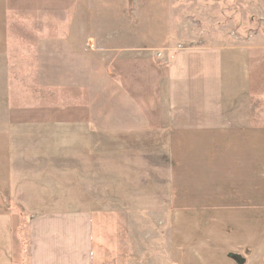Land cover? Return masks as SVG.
I'll return each mask as SVG.
<instances>
[{
    "label": "crops",
    "instance_id": "obj_1",
    "mask_svg": "<svg viewBox=\"0 0 264 264\" xmlns=\"http://www.w3.org/2000/svg\"><path fill=\"white\" fill-rule=\"evenodd\" d=\"M5 19L0 2L8 121L0 264H19L21 245L28 264H131L134 240L145 256L151 239L133 218L151 213L158 229L169 215L168 264H259L262 242L247 238L244 249L228 250L217 232L225 211H264L261 185L249 183L264 179L256 161L225 169L229 134L260 130L247 49L171 43L156 53L84 28L59 40L39 34L30 77L45 86L46 104L32 95L29 106L10 109ZM13 115L46 118L12 123ZM227 180L242 182L229 189ZM167 253L141 264H165Z\"/></svg>",
    "mask_w": 264,
    "mask_h": 264
},
{
    "label": "rangeland",
    "instance_id": "obj_2",
    "mask_svg": "<svg viewBox=\"0 0 264 264\" xmlns=\"http://www.w3.org/2000/svg\"><path fill=\"white\" fill-rule=\"evenodd\" d=\"M5 5V26L9 52L7 67L10 109L29 106L32 95L46 104L45 86L31 83L35 46L42 36L59 40L61 33L72 28L87 29L89 34L107 39L109 34L119 47L142 46L161 53L163 49L181 47H243L249 51L251 61V94L255 133H231L225 139V169L236 167L239 161H256L264 176V0H0ZM48 31V32H47ZM48 35H45L47 34ZM41 34V35H39ZM174 51V50H173ZM171 55V54H170ZM158 57L160 54L157 55ZM38 88V92L34 90ZM50 94V99H52ZM41 100V101H40ZM60 101V100H59ZM5 98L0 93V206L6 203L5 149L8 121L3 112ZM19 109V108H18ZM20 110V109H19ZM11 121L43 120L46 116H10ZM245 139L243 147H235ZM251 158V160H250ZM236 162V163H233ZM250 166L249 164L246 165ZM241 169V168H240ZM225 188L241 180H227ZM264 191V179L249 180ZM230 184V185H228ZM238 188V187H237ZM12 211L26 224L27 217L19 210ZM163 214V213H162ZM162 214L159 216L162 217ZM224 222L219 220L217 232L222 235L225 248L244 249L247 238L255 237L256 245L262 242L264 249V211L260 213L232 210L225 211ZM156 214L136 216L133 221H144L143 229L150 234L145 244V256L141 255L139 242L131 248V264H141L142 259H156L161 252L167 253L165 244L169 239L168 220L165 228L154 224ZM142 235V234H141ZM149 240V239H148ZM142 242V240L140 241ZM149 243V244H148ZM168 244V243H167ZM160 248V252H158ZM18 263L28 264L25 245L18 248ZM237 250V251H238ZM248 253H246L245 256ZM21 258V259H20ZM168 253L165 264H168ZM228 264V263H225ZM264 264V258L259 262Z\"/></svg>",
    "mask_w": 264,
    "mask_h": 264
}]
</instances>
